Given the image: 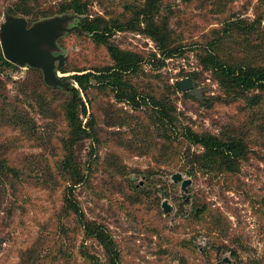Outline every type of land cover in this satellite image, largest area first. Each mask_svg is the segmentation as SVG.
<instances>
[{"label":"rangeland","instance_id":"1","mask_svg":"<svg viewBox=\"0 0 264 264\" xmlns=\"http://www.w3.org/2000/svg\"><path fill=\"white\" fill-rule=\"evenodd\" d=\"M140 1L92 0L93 14L121 11L125 3ZM200 4V0H165L164 12L172 14L171 25L186 46L183 55L167 58L159 68V63L151 61V54L159 51L148 36L128 30L117 32L112 40L143 55L141 71L131 76L140 91L170 95L195 129L218 133L225 126L244 122L246 115L235 104L207 105L220 92L219 86L189 44L227 16L254 19L263 5L260 0H226L225 11L215 13L218 5L205 9ZM3 20L4 14L0 24ZM181 20H190L191 30L179 26ZM71 33L59 40L68 56L64 67L92 70L113 64L106 47L98 46L89 34ZM74 73L59 71L71 86H77L69 77ZM189 73H195L194 88H202L200 99L175 88L177 81L191 78ZM44 83L40 69L0 68V157L19 167L21 174L20 180L0 177V264H108L99 242L76 231L73 215L59 219L64 187H46L40 179L49 168L55 171L63 154L59 145L66 128L62 104L70 90ZM39 92L46 95V103L40 102ZM82 94L87 113L81 118L83 123L93 118L100 143L86 138L75 146L77 161L91 174L90 182L76 188V195L88 218L110 228L122 264H264V147H257L243 163L238 175L240 192L236 193L200 173L189 175L178 152L142 150L134 140L133 127L149 120L144 109L134 110L95 88ZM19 112L36 123L29 127L11 124L10 117ZM115 112L126 119L123 125L109 124ZM154 140L162 142L157 135ZM92 146L98 148V158L89 168ZM175 172L192 179L187 191H182L181 182L172 180ZM164 200L172 208L169 213L163 210ZM194 201L210 207L202 220L190 215ZM60 246L71 257H62Z\"/></svg>","mask_w":264,"mask_h":264},{"label":"trees","instance_id":"2","mask_svg":"<svg viewBox=\"0 0 264 264\" xmlns=\"http://www.w3.org/2000/svg\"><path fill=\"white\" fill-rule=\"evenodd\" d=\"M99 1L104 3L106 0ZM200 1L202 8L209 9L218 5L215 13L225 11L226 0ZM260 3L263 10L254 19L237 14L227 16L219 26L209 28L199 39L189 44V47L198 52L200 64L205 70L212 72L213 79L219 86L220 92L211 96L207 105L211 106L216 102L235 104L246 115V120L239 125L225 126L215 133L195 129L188 122L187 116L178 111L170 95L158 96L153 91H140L131 76L141 71L143 55L124 49L112 40L117 32L128 30L148 36L159 51L151 54V61L159 63L158 68L165 64L167 58L183 55L186 44L182 43L179 32L171 25L172 14L164 12L165 0L127 2L121 11H108L106 15L93 14L92 0H0V16L5 12L25 16L30 24L57 14H78L79 25L84 33L89 34L98 46H105L113 60L111 65L92 70L83 66H66L62 69L64 73L75 72L69 77L77 86L72 85L68 91L69 96L62 104L66 128L59 145L63 154L57 160L55 171L49 168L40 178L46 187H64L59 219L73 215L76 231L99 242L105 250L108 264H122L117 243L106 224L87 217L76 195V188L90 182L91 174L86 173L77 161L75 146L86 138L100 143L94 131L93 118L87 119L85 123L81 118L82 114L87 113L82 93L88 94L91 88H95L111 93L119 103H126L134 110L144 109L149 120L138 122L137 127H133L134 140L140 142L142 150L158 151L160 154L162 151L178 152L180 158L185 160L183 169L189 175L196 176L200 173L211 183L218 181L227 190L239 193L238 175L243 163L250 159L257 147H264V0H260ZM190 22L181 20L178 25L187 28ZM188 29L191 30V27ZM74 34L81 35L74 32L70 36ZM14 67L17 65L3 56L0 47V68ZM187 75L193 81L195 73ZM175 88L183 91L180 81L176 82ZM185 94L191 95L190 92ZM39 100L46 103V95L39 92ZM119 110L121 109L117 108V112ZM10 118L11 124L16 126L29 127L31 123H36L27 113L19 112ZM125 122L122 114L115 112L109 124L123 125ZM154 135L162 142H156ZM195 146L201 149H193ZM97 158L98 148L92 146L87 161L89 168ZM2 176L9 181L20 180L19 167L0 157V177ZM158 199L157 197V201ZM187 202H190L189 198ZM2 203L0 193V209ZM209 209L208 203L197 204L194 201L190 215L196 220H202ZM217 215L221 216L220 212ZM60 228L65 232L64 225ZM58 252L62 257L70 256L62 246Z\"/></svg>","mask_w":264,"mask_h":264},{"label":"water","instance_id":"3","mask_svg":"<svg viewBox=\"0 0 264 264\" xmlns=\"http://www.w3.org/2000/svg\"><path fill=\"white\" fill-rule=\"evenodd\" d=\"M78 18V14L63 13L36 20L29 25L27 17L5 12L4 20L0 24L3 56L16 65L40 69L45 83L50 87L71 89V82L59 74L68 59L59 46V40L74 31L84 32L80 25L76 24ZM180 85L184 92L201 98L202 88H194L191 78L181 79ZM172 180L181 182L184 192L192 183V179L184 178L181 172H175ZM162 207L165 213L172 210L168 200L163 201Z\"/></svg>","mask_w":264,"mask_h":264}]
</instances>
